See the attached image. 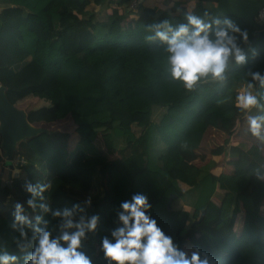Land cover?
<instances>
[{"label": "trees", "instance_id": "16d2710c", "mask_svg": "<svg viewBox=\"0 0 264 264\" xmlns=\"http://www.w3.org/2000/svg\"><path fill=\"white\" fill-rule=\"evenodd\" d=\"M129 2L117 0L113 9L109 0H0V86L13 106L26 107L29 124L53 132L34 138L36 150L29 140L19 143V175L0 177V240L11 242L13 205L29 198L25 181H43L52 184L53 208L92 199L88 212L100 220L84 251L93 264H107L99 232L110 238L120 226V203L138 192L149 199V215L185 251L198 247L213 264H264V182L254 176L264 167L260 150L225 141L224 158L236 165V176L217 173L213 158L191 164L207 130L230 136L240 120L235 97L244 73L264 72V25L256 21L264 0H197L190 13L229 18L249 32L242 45L248 63L225 84L204 83L191 92L168 78L163 46L146 38L152 24L186 23L189 12L180 3L164 12L140 7L126 22ZM122 6L125 13L118 10ZM46 10L49 25L40 18ZM257 91L264 104V89ZM175 104H187L186 111L178 115ZM138 119L145 123L136 134ZM62 122L71 127L57 129ZM97 140L115 156L111 164L120 175L112 171L107 182L104 166L93 167L89 181L85 174L88 162L101 157ZM142 173L158 176L159 183ZM26 214L34 219L27 207ZM44 219L50 229L57 224L50 215Z\"/></svg>", "mask_w": 264, "mask_h": 264}, {"label": "clouds", "instance_id": "9594fccd", "mask_svg": "<svg viewBox=\"0 0 264 264\" xmlns=\"http://www.w3.org/2000/svg\"><path fill=\"white\" fill-rule=\"evenodd\" d=\"M185 20L175 25L169 21L152 24V34L146 37L163 46L167 76L184 90L191 92L204 83L223 85L232 71L248 63L242 47L249 43L246 29L229 18L212 17L207 12L203 16L185 13ZM244 78L235 106L244 113L251 136L264 142V104L257 91V87L264 89V72L248 69ZM0 160L13 166V176L19 175L15 161L7 160L2 152ZM254 176L264 182V167H258ZM24 190L29 198L13 205L8 224L11 242L0 240V264H93L84 251V242L96 234L100 220L97 214L88 212L92 199L53 208L50 182L26 180ZM25 205L34 219L26 214ZM150 211L148 197L140 192L120 203V226L100 242L107 264H213L198 247L190 253L180 248L149 215ZM47 215L57 221L52 229L44 219Z\"/></svg>", "mask_w": 264, "mask_h": 264}, {"label": "crops", "instance_id": "0c3cea01", "mask_svg": "<svg viewBox=\"0 0 264 264\" xmlns=\"http://www.w3.org/2000/svg\"><path fill=\"white\" fill-rule=\"evenodd\" d=\"M109 2L114 4L113 6L112 5L110 6L111 8L114 9V7H116L115 3L117 2V0H109ZM196 2H197V0H145V1L141 2V7H143V8L149 7V8H152L153 10H155L156 12H164V11L170 10L176 3H180V5H181L180 7H185V9L188 12H190L194 9ZM110 7H109V10H111ZM204 7L211 8L212 5H205ZM107 8H108V5H107L106 9ZM118 10L120 12L125 13L123 6L118 8ZM105 12H107V11H104L103 14H105ZM135 16H136V14H129L126 22L127 21H133L135 19ZM48 17H49L48 16V10H46L43 13L42 17L40 15V18L43 19L47 25L50 24V20L48 19ZM196 89L199 90V87H197ZM187 98H188L189 103H190L189 97H187ZM189 103H187V104H189ZM187 104H182V105H180V107H177L179 104H175L174 109H175L176 113L179 115L182 112L186 111L185 107ZM159 111H160L159 107L153 108L151 111V117L153 118ZM137 121L138 122H135L133 124V130L136 134H139L143 129L145 121L143 119H138ZM225 126L228 127L227 124H225ZM56 127H57V129L69 128V127H71V123L70 122H68V123L62 122L61 124L60 123L56 124ZM229 133H230V136H228V135H226L220 131H216L214 129L207 130L206 133L204 134V137H203L202 142L199 146V149L196 150L195 157L191 161V164L196 165V166H202V165L206 164L211 158H213L219 164V168L216 170L217 173L221 171V172H223L225 174H229V175H234V176L238 175V168L236 167V165L234 163L230 162V160L224 159V149L219 146L222 143H224L226 140H228V142L230 144L231 139L235 140L237 142L236 143L237 145L243 146L244 148H250L252 146L257 147L260 150V155H259L260 160L264 163V156L262 154V151L264 149V142L258 141L256 138L251 136V134L248 132L246 117H245L243 112H242L240 120L237 122V124L233 128L232 127L230 128ZM36 141L37 140L33 138V139L28 141V144L32 148H34V144ZM95 146L100 151L101 157H99L96 160H92V161L88 162L86 170H85V174L88 171V175H90L93 167H103L104 166V167H106L105 168V170H106L105 179L107 182V177L109 176V174L112 171L116 172V174L119 175V173L117 171H115V166H113L111 164L112 160L114 161L115 156L108 155V153L104 150V147H103L102 143L100 142V140H97L95 142ZM34 150H36V149L34 148ZM37 152L42 156V153H43L42 151H37ZM63 158L64 157L62 156V159ZM62 163H63V160H62ZM63 165H64V163H63ZM64 167H65V165H64ZM139 176L142 178H145V179L155 180L159 183L158 176L151 175L148 173H142ZM87 180L89 181V177L87 178ZM164 187H166V185ZM261 213H262V216L264 217V210H262ZM116 224H117V222H116ZM236 229H237V232H239L240 231V225H237Z\"/></svg>", "mask_w": 264, "mask_h": 264}, {"label": "water", "instance_id": "95a60500", "mask_svg": "<svg viewBox=\"0 0 264 264\" xmlns=\"http://www.w3.org/2000/svg\"><path fill=\"white\" fill-rule=\"evenodd\" d=\"M52 133V131L47 129L29 124L27 114L23 110L17 109L7 100L5 88L0 86V151L7 160L13 159L19 143L26 142L43 134L50 136ZM1 162L3 160H0ZM5 166L12 167L6 164ZM175 198V195L171 196L168 204ZM204 215L205 212L203 211L198 223L203 221Z\"/></svg>", "mask_w": 264, "mask_h": 264}, {"label": "built area", "instance_id": "2783aa9c", "mask_svg": "<svg viewBox=\"0 0 264 264\" xmlns=\"http://www.w3.org/2000/svg\"><path fill=\"white\" fill-rule=\"evenodd\" d=\"M141 2H142L141 0H130L129 5L127 7V12L129 14H132L133 11H138L139 8L141 7ZM256 21L258 24L264 25V8L258 12L257 17H256ZM12 161H15V165H14L15 167H18L19 165L22 164V160L18 157V155L16 153L14 154ZM7 168H9V167H7ZM9 169L13 170V166Z\"/></svg>", "mask_w": 264, "mask_h": 264}, {"label": "rangeland", "instance_id": "374dc122", "mask_svg": "<svg viewBox=\"0 0 264 264\" xmlns=\"http://www.w3.org/2000/svg\"><path fill=\"white\" fill-rule=\"evenodd\" d=\"M24 110H26V107L25 106H23V111ZM225 143V142H224ZM224 143H222L221 145H219L220 147H224ZM237 142L235 141V140H230V144H229V146H237V144H236ZM262 154H263V156H264V149H263V151H262ZM63 157H65V154L64 155H62ZM225 159V158H224ZM63 160V162H64V158L62 159ZM4 162H2L1 164H0V177L2 178V179H4V181H5V179L7 178V177H15V176H13V170H10V169H8V168H6L5 166H4ZM10 168V167H9ZM11 173V174H10ZM86 177L88 178L89 177V175H88V171L86 172ZM161 186V185H160ZM162 187V186H161ZM158 193H160V192H158ZM163 203H161V205H162ZM159 205H160V203H159ZM164 205V204H163ZM100 233V238H103V233L102 232H99ZM98 235L99 234H97V238H98ZM99 242V241H98ZM99 251H100V253L101 254H103L102 253V251H101V248H100V242H99Z\"/></svg>", "mask_w": 264, "mask_h": 264}, {"label": "bare ground", "instance_id": "6f19581e", "mask_svg": "<svg viewBox=\"0 0 264 264\" xmlns=\"http://www.w3.org/2000/svg\"><path fill=\"white\" fill-rule=\"evenodd\" d=\"M9 169V168H8ZM11 174V173H10Z\"/></svg>", "mask_w": 264, "mask_h": 264}]
</instances>
